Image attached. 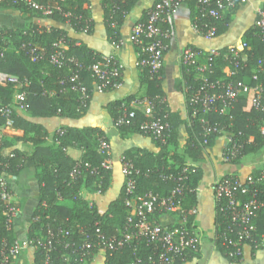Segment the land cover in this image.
I'll list each match as a JSON object with an SVG mask.
<instances>
[{"label":"trees","instance_id":"1","mask_svg":"<svg viewBox=\"0 0 264 264\" xmlns=\"http://www.w3.org/2000/svg\"><path fill=\"white\" fill-rule=\"evenodd\" d=\"M36 1L53 7L48 17L67 24L74 31H84L87 34L93 32L95 22L87 13L89 0ZM136 1L101 0L103 24L110 43L122 39L120 26ZM191 3L196 6L194 2ZM0 6L13 7L39 15V12L26 8L22 3L14 4L13 0H1ZM145 12L140 21L145 19ZM200 15V11L196 8L193 21L215 26L216 36L225 31L228 21L223 15L219 18ZM111 22H115L116 26H112ZM162 26L168 27V22L163 23ZM62 37L67 44V49L63 53L66 57L73 58L74 62L68 61L65 66L57 68L50 64L48 58L55 50L53 43ZM163 40L165 43L168 42V38ZM241 43L249 47L243 50L246 66L232 77L226 76L222 71L226 65L223 54L229 46L218 49L219 54L201 51L198 57L199 62L209 65L210 72H205L209 80L224 82L234 80L241 86H248L247 93H241L229 102L223 112H219L221 103L217 104L216 110L204 112L201 106L190 102L189 99L200 80L193 67L182 64V89L185 94L188 121L183 120L177 110H172L158 101L163 98L160 90L162 68L150 74L146 66L137 65L140 81L146 86L145 97L157 100L155 112L167 114L169 128L165 132L164 142L148 136L153 140L158 152L132 148L124 151L123 155L131 160L138 171L135 175L134 193L128 194L124 184L118 189L109 188L112 169L100 166L105 155L98 151V138L107 139L101 127H79L70 123L81 118L88 107L78 109L80 100L79 96L70 90L73 84L71 77L77 73L78 81L91 87L92 79L88 68L99 59L101 54L83 43L78 44L77 40L71 38L62 28L39 27L29 22L24 26L3 28L0 31V72L17 76L23 81V89L26 91V97L22 101L25 115L13 109L9 115L12 121L10 126L6 125V118L0 115V176L7 174L14 177L24 167L33 166L36 169L38 204L32 213L27 236L28 239H34L46 235L48 230L52 233L49 252L45 253L41 245L33 247V259L36 264H45L46 260L48 264L82 263L76 253H72L70 248L63 247L64 242H80L84 236L80 230L91 238H94L97 229L106 237L118 236L126 226L128 213L126 200L145 196L149 192L159 196L168 195L176 184L177 173L184 169L187 171V188L182 205L188 214L187 227L197 228L199 188L205 180L202 167L205 160L204 149L212 145L220 135L225 134L239 145L236 155L226 162L236 164L243 156L256 153L264 146V133L261 131L264 127V108L256 109L252 105L255 84L259 81L264 84V67H259L257 64L258 59L264 57V44L259 38L254 23L252 28L244 32ZM30 48H36L33 54L34 60L30 58L28 52ZM191 48L197 49V47ZM254 74L258 75L259 81L253 80ZM14 93L13 85L0 84V106L12 104ZM134 98L128 97L110 102L107 108L113 121L129 111L130 101ZM43 118H59L68 123L49 132L46 125L37 120ZM143 118L141 112L137 111V116L129 124L115 128L123 133L142 134L139 125ZM183 123L187 137L180 141L178 127ZM207 126L215 127L216 131L206 134L207 142L203 144L204 128ZM7 128L20 129L22 134H9ZM15 143L28 144L30 150L22 151L14 148L8 156L1 153L3 149ZM73 147L82 149V154L77 159L68 153V149ZM222 160L225 162L223 156ZM75 167H77L76 174L71 178L70 173ZM93 169L95 171L92 172ZM92 191L109 195V201L104 205V209L100 208V203L88 202L85 198V194ZM66 200L69 204L64 203ZM5 209V202L0 200V249L13 240L12 229H8L12 226L7 225ZM216 213L214 245L228 260L236 261L239 258H229L227 249L223 245V233L228 223L221 213ZM161 215L155 212L149 219L158 222ZM254 224L256 226L254 237L260 241L264 235V207L259 210ZM61 229L68 231V235H62ZM251 248L254 249L252 246ZM150 250L151 245L146 241H133L111 254H104L102 264H128L135 256L144 257ZM198 250L199 246L189 251L185 261L196 257ZM64 255H69V258Z\"/></svg>","mask_w":264,"mask_h":264},{"label":"built area","instance_id":"2","mask_svg":"<svg viewBox=\"0 0 264 264\" xmlns=\"http://www.w3.org/2000/svg\"><path fill=\"white\" fill-rule=\"evenodd\" d=\"M1 1V0H0ZM244 0H155V2L145 12V19L138 21L132 26L131 41L137 48V65L146 66L150 74L156 73L162 68L163 56L167 49V39L170 35L169 27H163L162 24L167 22L169 17L175 12L177 7L186 2H194L196 8L200 11L201 17L219 18L225 12L234 8L239 2ZM13 3H22L26 8L37 11L39 14L49 15L52 12L50 5H43L36 0H13ZM116 26L115 22H111ZM193 29L206 39H212L216 36L215 26H208L207 23H192ZM254 27L258 31L260 40L264 44V1L257 8L254 20ZM111 47L115 50L120 49L123 45L122 39L111 42ZM55 48L49 55L50 64L60 68L66 63L74 62L71 57H66L63 53L67 49L64 43V37L59 38L53 43ZM244 48H249L245 43L240 45H231L223 54L225 67L222 71L226 76L236 75L244 66ZM36 48H30L31 60L35 59L34 51ZM200 49L191 47L185 48L181 53V64L193 67L199 76L200 83L193 91L190 102L194 105L201 106L204 112L216 110L217 104L221 103L219 112L227 108V104L234 100L241 93H247L248 86H241L239 82L229 81H212L205 75L210 72L209 65L198 61L201 55ZM211 54H219L218 51H210ZM259 67H264V57L258 59ZM92 86H87L84 82L78 81V74L72 75L73 84L70 90L79 96L78 109L88 106L91 93L105 92L115 88L120 81L122 64L114 52L101 54L99 59L89 68ZM253 80H258V75H253ZM0 84L13 85L15 88L14 101L12 104L0 106V115L6 118V125L10 126L12 121L9 115L15 107L24 110L22 101L26 97V91L23 89V81L8 72H0ZM254 95L252 105L256 109L264 108V84L259 81L254 86ZM166 105L163 98L158 100ZM156 99L146 97H135L130 101V109L127 113L119 115L114 121L115 127L127 125L137 116V111L141 112L143 119L140 122L139 129L143 135L152 136L164 142V135L169 128L166 113H156ZM194 115V114H193ZM215 127L204 128L203 144L207 142L206 134L215 132ZM264 133V128L261 129ZM98 151L105 155V159L100 166L105 169H112V159L110 153V144L104 137H99ZM239 148V145L227 137V143L223 148L222 156L225 162L232 159ZM119 165L123 176V184L128 194H133L135 189V175L138 173L131 160L121 155ZM75 167L70 173L73 178L76 174ZM95 169L92 170V172ZM187 171L181 170L177 173L176 184L168 195L159 196L152 192L145 196L131 197L126 200L127 218L126 226L118 236L106 237L97 229L94 238L80 230L84 236L78 243L64 242V248H70L72 253H76L81 262L91 260L98 252L111 254L122 248L125 244L133 241H146L151 245V250L144 257L137 255L128 264H181L185 261L189 251L195 250L200 246V235L194 228L187 227V212H185L182 202L184 192L186 191ZM210 190L215 201L216 212L221 213L224 220L228 223L223 233V245L227 249L229 258H240L243 245L248 244L255 250L264 246V235L260 241L256 240V226L254 219L259 210L264 207V168L255 172H250L243 177L230 175L218 178L210 185ZM11 192L0 176V200L6 204L4 215L6 216L7 225L12 226L14 218L19 213L18 205L12 201ZM155 212L161 214H175L178 221L171 225H162L156 220H150V215ZM9 230L11 228H8ZM62 235H68V231L61 229ZM52 244V233L47 231L46 235L37 238L26 239L19 242L15 239L10 244H4L0 249V264H11L18 255L23 246L34 247L41 245L45 253L49 252ZM70 253V254H72ZM69 258V255H64ZM45 264H48L47 260Z\"/></svg>","mask_w":264,"mask_h":264},{"label":"crops","instance_id":"3","mask_svg":"<svg viewBox=\"0 0 264 264\" xmlns=\"http://www.w3.org/2000/svg\"><path fill=\"white\" fill-rule=\"evenodd\" d=\"M89 1L90 5L87 7V13L95 22L91 34H87L84 31H74L67 24L56 21L47 15H35L34 13L20 11L8 6H0V31L3 28L20 27L31 22L39 27L62 28L67 31L71 38L77 40L78 44L83 43L97 53H115L122 64L119 84L105 92L94 91L86 113L81 118L70 123L79 127L98 126L104 131V135L110 144L113 164L109 188L118 189L123 184L119 158L125 150L132 148L153 153L158 152V148L150 137L140 133L118 131L113 125V119L107 108L110 102L116 100H124L128 97H145L147 90L146 86L140 81L136 64L137 48L131 41V29L135 23L142 19L144 11L151 7L155 0H137L130 8L120 26L123 45L118 50L113 49L107 39L103 24L101 0ZM263 1L244 0L239 2L233 9L225 12L223 18L228 21L226 29L212 39L204 38L193 29V15L196 10V6L193 3L186 2L179 5L169 17L167 22L170 35L167 49L163 56V74L160 76V90L166 105L172 110H177L183 120L188 121L185 94L182 89L183 74L180 60L182 51L188 47H197L202 51L210 52L231 45H240L244 32L252 28L256 10ZM15 110L25 115V112L19 107H15ZM37 120L46 125L49 132H53L56 128L68 123L59 118ZM7 132L9 134H22L20 129L7 128ZM178 133L180 141L187 137L184 123L178 127ZM226 143L227 135L223 134L216 138L212 145L204 149L205 160L202 163V167L205 180L199 188L200 196L198 215L196 217L198 226L194 228L199 232L200 246L196 257L181 264H264V246L255 250L250 245L245 244L243 245L240 258L236 261H230L217 250L213 242L217 213L210 185L214 180L224 176L236 175L243 177L252 171L255 172L264 168V146L256 153L243 156L239 163L230 164L222 160V151ZM14 148L22 151L30 150L28 144L15 143L11 147L3 149L1 153L8 156ZM68 153L71 157L77 159L81 156L82 149L69 148ZM35 174L36 169L30 166L21 169L18 175L14 177L7 174L1 175L11 192L12 201L19 207V213L14 218L11 228L13 239L19 242H23L28 238V226L32 213L38 204V181ZM85 198L88 202L100 203V208L103 209L104 205L109 201L107 193H99L98 191L86 193ZM64 203L69 204V201L66 200ZM158 221L162 225H171L178 221V217L175 214H162ZM33 254V247L23 246L11 264H36ZM103 256L102 252H98L94 258L84 264H102Z\"/></svg>","mask_w":264,"mask_h":264},{"label":"rangeland","instance_id":"4","mask_svg":"<svg viewBox=\"0 0 264 264\" xmlns=\"http://www.w3.org/2000/svg\"><path fill=\"white\" fill-rule=\"evenodd\" d=\"M14 95H15V93H14ZM13 99H14V97H13ZM12 105H14V104H12Z\"/></svg>","mask_w":264,"mask_h":264}]
</instances>
